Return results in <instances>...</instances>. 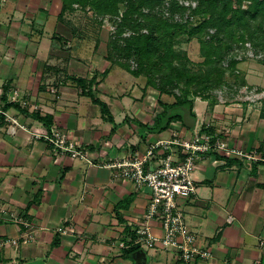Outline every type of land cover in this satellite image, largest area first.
<instances>
[{
	"label": "crops",
	"instance_id": "0c3cea01",
	"mask_svg": "<svg viewBox=\"0 0 264 264\" xmlns=\"http://www.w3.org/2000/svg\"><path fill=\"white\" fill-rule=\"evenodd\" d=\"M61 6V0H0V264H264V164L221 152L197 161L195 194L176 202L197 245L211 256L190 263L174 250L135 244L150 190L115 178L106 166L144 154L150 144L170 138L172 128L189 138L210 127L231 149L264 154V98L253 92L244 101L212 106L202 99V107H192L195 122L200 117L197 129L175 121L149 130L143 124L151 128L161 112L159 93L117 65L102 77L109 64L92 52L94 46L73 42L76 32L60 21ZM94 75L91 90L113 122L72 79ZM3 89L11 103L6 109ZM51 127L86 148L90 162L55 151L37 136ZM17 218L33 232L15 246L9 240L25 232ZM150 226L161 236L157 220Z\"/></svg>",
	"mask_w": 264,
	"mask_h": 264
},
{
	"label": "trees",
	"instance_id": "16d2710c",
	"mask_svg": "<svg viewBox=\"0 0 264 264\" xmlns=\"http://www.w3.org/2000/svg\"><path fill=\"white\" fill-rule=\"evenodd\" d=\"M61 3L59 19L70 27L64 15L74 5L113 20L115 30L106 55L111 66L119 65L133 76L145 77L144 89L151 87L159 92L157 104L161 112L156 114L151 128L143 124L149 130L154 126V130L161 131L171 122H181L184 108L195 118L192 107L196 97L212 106L216 98L211 92L227 84L225 74L243 85L244 79L236 73L237 48L245 50L244 45L249 43L255 54L264 53V0H61ZM71 30L76 31L74 27ZM183 37L197 40L200 61H192L185 51L176 48ZM130 61L135 67H131ZM261 62L264 63V58ZM109 71L110 66L101 73L102 77ZM72 79L99 106L103 118L113 122L107 104L91 90L97 84L96 76L89 80ZM4 91L1 99L6 109L11 103L6 102ZM162 94L172 96L173 101H163ZM36 118L49 125L47 117L36 115ZM200 130L212 132L205 126Z\"/></svg>",
	"mask_w": 264,
	"mask_h": 264
},
{
	"label": "built area",
	"instance_id": "2783aa9c",
	"mask_svg": "<svg viewBox=\"0 0 264 264\" xmlns=\"http://www.w3.org/2000/svg\"><path fill=\"white\" fill-rule=\"evenodd\" d=\"M12 122L16 123V120L12 119ZM37 136H41L55 151L90 162L88 150L76 144L68 134L56 127H51L44 135ZM211 152H221L224 155L264 164V154L260 152L231 149L220 130H199L187 138L181 128H172L170 138L150 144L144 154L136 152L130 157L106 163L107 167L115 170V178L127 179L135 188L145 186L150 190L145 221L135 230V244L143 249L161 247L174 250L185 263L197 258L208 259L211 256L208 249L197 245L195 235L187 226L176 202L177 198H188L195 194L197 187L192 173L197 161L204 154ZM146 163L149 164L146 166ZM227 219L230 222L233 217L229 216ZM17 220L24 225L25 232L19 238L9 240L15 246L27 243L33 232L28 222L18 218ZM151 220L158 221L161 236H155L151 231ZM57 230L68 232L65 226H59Z\"/></svg>",
	"mask_w": 264,
	"mask_h": 264
},
{
	"label": "rangeland",
	"instance_id": "374dc122",
	"mask_svg": "<svg viewBox=\"0 0 264 264\" xmlns=\"http://www.w3.org/2000/svg\"><path fill=\"white\" fill-rule=\"evenodd\" d=\"M187 3L188 2H184V4ZM192 5H194V3H192ZM64 19L70 21L72 27L76 29V34H74L75 41L73 42H77L78 45H87L91 48L94 46L92 52H95L98 56L101 54L102 56L100 57L104 59L103 61L111 66V62L106 58V55L109 47V38L115 30V23L113 20L108 16H96L92 14L88 8L83 10L77 5H74L71 11L67 10L65 12ZM114 20L116 21L117 19L115 18ZM198 46L199 44L196 39L187 40L183 37L180 43L176 45V48L185 51L192 61H200L201 57L199 56ZM244 47H246L245 50L237 48L234 51V53H236L235 57L238 60L236 73L238 77L244 79V84H238L239 80L237 83L234 82L233 76L225 74L227 84H223L220 88H216L211 92L216 98L215 101H222V103L225 101L231 103L237 99H241L238 101H244L243 98H246L249 94H253V92L259 93V95L264 98V63L261 62V59L264 58V53L255 54L251 50L249 43H246ZM129 63L131 67H135L134 62L130 61ZM226 63L227 62H224V65H226ZM142 78L143 81H146L145 77ZM154 91L156 94L159 93L157 90ZM160 98L163 101H173V97L166 94H162ZM226 98L228 100H226ZM201 100L202 99L199 97L194 98L193 105L202 107L203 104ZM199 121L200 117L196 119L194 129L198 128Z\"/></svg>",
	"mask_w": 264,
	"mask_h": 264
},
{
	"label": "water",
	"instance_id": "95a60500",
	"mask_svg": "<svg viewBox=\"0 0 264 264\" xmlns=\"http://www.w3.org/2000/svg\"><path fill=\"white\" fill-rule=\"evenodd\" d=\"M182 122L187 128H193L195 125V118L191 116L190 110L187 108L183 109Z\"/></svg>",
	"mask_w": 264,
	"mask_h": 264
}]
</instances>
